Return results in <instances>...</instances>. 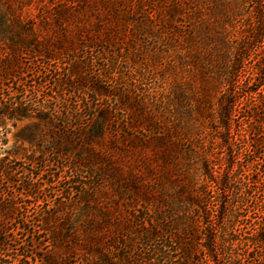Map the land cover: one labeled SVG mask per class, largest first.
I'll list each match as a JSON object with an SVG mask.
<instances>
[{
    "label": "trees",
    "instance_id": "1",
    "mask_svg": "<svg viewBox=\"0 0 264 264\" xmlns=\"http://www.w3.org/2000/svg\"><path fill=\"white\" fill-rule=\"evenodd\" d=\"M262 35L264 0H0V149L35 117L62 178L0 157V261L264 264V150L233 129Z\"/></svg>",
    "mask_w": 264,
    "mask_h": 264
},
{
    "label": "rangeland",
    "instance_id": "2",
    "mask_svg": "<svg viewBox=\"0 0 264 264\" xmlns=\"http://www.w3.org/2000/svg\"><path fill=\"white\" fill-rule=\"evenodd\" d=\"M261 50H257L253 53V49L249 54V60L247 62V71L244 76L241 75V91L239 104L236 110L240 112L236 117L233 129H239L243 127L246 131H243L246 136V140L255 146L258 143V148L262 147L264 150V35L261 37ZM185 82L189 81L187 73L183 75ZM27 80V86L30 83V79ZM33 84L34 81L31 80ZM55 91V90H54ZM50 92V91H49ZM226 100L231 102V97L226 96ZM48 125L35 117H26L18 120H12L8 123L6 135L4 136V144L0 149V157L6 156L13 162L18 168L23 166L30 168L34 167L36 174L42 178L41 182H56L61 180L59 171L56 167V162L50 159L49 166H43L42 153L48 151L49 139L44 143L46 127ZM242 142H237L238 148H241ZM212 161L215 164L223 163L225 158V152L221 146H213L212 148ZM48 155V154H47ZM46 155V156H47ZM223 157L222 161L217 160ZM45 158V157H44ZM28 159H32L30 162ZM46 159V158H45ZM48 160V159H47ZM245 161V160H244ZM54 180V181H53ZM50 191L44 193L49 196ZM31 204L27 203L22 206L21 210H18L14 224L18 223L20 219L18 216L26 213H34ZM10 227L12 225H9ZM8 226V227H9ZM34 252L41 254L42 252L34 248ZM11 255V253H9ZM10 257H3L0 264H10Z\"/></svg>",
    "mask_w": 264,
    "mask_h": 264
}]
</instances>
